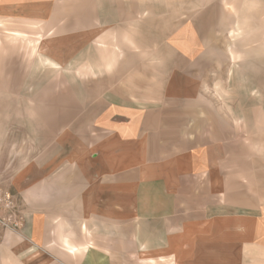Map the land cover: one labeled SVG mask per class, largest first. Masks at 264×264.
<instances>
[{
	"label": "crops",
	"instance_id": "crops-1",
	"mask_svg": "<svg viewBox=\"0 0 264 264\" xmlns=\"http://www.w3.org/2000/svg\"><path fill=\"white\" fill-rule=\"evenodd\" d=\"M162 1L0 0L2 31L43 38L60 67L141 50L98 57L90 100L34 141L44 152L13 173L1 158L13 208L0 210V264H264V152L249 148L264 143V110L209 99L226 75L205 52L212 15L181 21ZM6 65L0 144L41 138V116L28 132L24 121L26 97L41 113V79L27 89Z\"/></svg>",
	"mask_w": 264,
	"mask_h": 264
},
{
	"label": "rangeland",
	"instance_id": "rangeland-1",
	"mask_svg": "<svg viewBox=\"0 0 264 264\" xmlns=\"http://www.w3.org/2000/svg\"><path fill=\"white\" fill-rule=\"evenodd\" d=\"M154 3L156 7H160L167 1L155 0ZM169 4L171 13L178 15L181 21L189 18L195 20L201 15L207 16L209 20V16L212 15L213 35L207 42L205 52L216 58L218 67H223L226 75L223 83L218 84L210 92L209 99L215 104L249 106L250 110H257L252 106H260L263 111L264 0H171ZM173 4L175 5L172 6ZM3 24L0 22V26ZM3 42L10 48L8 50L0 48V74L7 62L10 68L12 64L14 68L19 65L25 75L27 74L25 88H33L28 79L34 76L41 79L42 88L41 113L28 111L34 108V98L26 97L27 111L24 114L27 132L33 127L35 119L41 116L43 126L41 138L31 140L26 137L20 139L24 140L23 143L0 144V160L4 157L8 161L9 173H13L23 163L44 152L46 144L34 141L45 142L55 126L58 129L65 126L67 117L73 110L81 108L90 100L82 96L83 79L87 82L89 74L92 79L97 78L99 56H125L129 51L141 54V50L91 49L83 52L69 65L60 67L44 57L46 42L43 38L34 42L25 34H6L0 28V47ZM4 51L6 53L10 51V55L3 56ZM158 51L160 50L155 49L154 55ZM244 115L249 116V121L253 120V116H258L257 113L251 112ZM241 116L243 113H235L234 121L237 118L243 120ZM260 116L263 117L260 120L264 121V113H260ZM261 124L264 129V124ZM51 126L53 128L49 129ZM14 140L16 139L10 136L9 141ZM250 140L251 152H264V143L254 144L253 140Z\"/></svg>",
	"mask_w": 264,
	"mask_h": 264
},
{
	"label": "built area",
	"instance_id": "built-area-1",
	"mask_svg": "<svg viewBox=\"0 0 264 264\" xmlns=\"http://www.w3.org/2000/svg\"><path fill=\"white\" fill-rule=\"evenodd\" d=\"M12 207L13 202L10 194L6 190L0 188V210H11ZM2 221L8 223L9 219H4ZM12 226L16 227L15 223H12Z\"/></svg>",
	"mask_w": 264,
	"mask_h": 264
}]
</instances>
